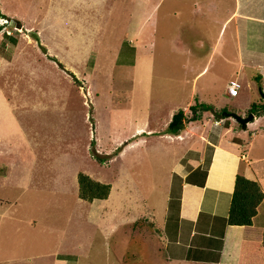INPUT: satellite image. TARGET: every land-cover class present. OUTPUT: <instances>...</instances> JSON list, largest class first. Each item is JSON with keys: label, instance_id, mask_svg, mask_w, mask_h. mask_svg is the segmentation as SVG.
I'll list each match as a JSON object with an SVG mask.
<instances>
[{"label": "rangeland", "instance_id": "rangeland-1", "mask_svg": "<svg viewBox=\"0 0 264 264\" xmlns=\"http://www.w3.org/2000/svg\"><path fill=\"white\" fill-rule=\"evenodd\" d=\"M0 4L23 23L0 35V264H164L147 242L150 211L158 221L170 175L193 154L181 158L183 140L166 130L172 113L196 98L239 111L253 95L244 78L221 96L232 64L219 18L231 0ZM214 112L189 138L195 147L200 129L204 156L217 126L241 128ZM78 171L111 183L109 196L79 198Z\"/></svg>", "mask_w": 264, "mask_h": 264}, {"label": "crops", "instance_id": "crops-1", "mask_svg": "<svg viewBox=\"0 0 264 264\" xmlns=\"http://www.w3.org/2000/svg\"><path fill=\"white\" fill-rule=\"evenodd\" d=\"M4 19L12 22L0 29V35L20 32L9 29L13 23L22 28L20 18L0 4V23ZM219 21V34L227 29L231 31L226 36V40H231V43L228 42L230 49L226 52V59L232 64L231 75L221 96L227 94L232 97L228 93L230 79H235L239 84L237 94L243 85L245 87L243 79H249V89L253 95L243 110H234L244 115L252 102L264 101V95L256 97L254 94L255 86L261 87L264 92V0H231L230 8L225 10ZM26 28L31 29L32 26ZM35 35L40 39L39 44L44 46L45 52L49 53L47 45L41 44L38 30ZM28 38L33 40L37 48L36 40ZM1 45L3 48L11 47L3 40ZM17 46L15 44L12 48L15 53ZM205 68L204 66L200 72ZM253 78L257 83H254ZM253 115L254 118L245 127L234 131L217 126L214 130L217 135L210 136L208 141L210 149L207 156H204L207 143L205 136L204 139L201 138L200 129L195 134L199 142L195 147L188 145L193 140L189 138H193L191 132H195L192 130L194 123L200 119L186 122L178 133H173L184 142L181 158L187 157L188 152L193 154L184 158L186 162L173 171L172 178L170 175L169 197L162 206L160 222L153 210L155 207L150 211L154 216L153 220L148 221V227H153L155 232L147 242L152 249H156L155 256L161 258L164 264H264V113ZM235 122L238 124L237 120ZM255 146L260 147L261 154L252 152ZM196 168L206 169L203 183H200L199 173L193 174ZM237 173L256 179L263 190V199L249 224H232L226 221ZM96 199L105 198L87 201L92 203ZM138 218L140 217L134 221L133 230L139 225ZM168 231L172 234H166Z\"/></svg>", "mask_w": 264, "mask_h": 264}, {"label": "trees", "instance_id": "trees-1", "mask_svg": "<svg viewBox=\"0 0 264 264\" xmlns=\"http://www.w3.org/2000/svg\"><path fill=\"white\" fill-rule=\"evenodd\" d=\"M7 18L6 15H2ZM6 22L0 23V28L4 26ZM38 39L37 36H35ZM55 59L59 66L63 67L61 61H59L54 55L50 56ZM69 71V70H68ZM73 78L77 81L76 76L70 71ZM189 113H185L182 108L173 112L170 120L167 123L166 130L171 133H178L185 125L186 122L191 120H198L202 117L203 112L208 109H214L216 112L227 110L226 107H217L211 102L198 100L197 98L193 103L189 104ZM229 109V108H228ZM253 112V114L264 113V101L252 102L247 109V112ZM241 128L246 126V123H239ZM199 173L200 183H203V179L206 174V169L196 168L193 174ZM177 176V175H176ZM78 196L80 198L91 201L93 198H106L111 190V183L100 181L99 179L91 177L88 173L78 171ZM263 199V190L260 183L253 178H249L242 173H237L234 178V187L231 194V199L228 207V213L226 221L232 224H249L252 217L257 211V206Z\"/></svg>", "mask_w": 264, "mask_h": 264}, {"label": "water", "instance_id": "water-1", "mask_svg": "<svg viewBox=\"0 0 264 264\" xmlns=\"http://www.w3.org/2000/svg\"><path fill=\"white\" fill-rule=\"evenodd\" d=\"M260 93L261 95H264V92L262 90L261 87H259ZM216 113L218 116H231L233 117L235 120H237L239 123H245L247 121H250L251 117L253 116V112H248L247 115H241L238 112L234 111V110H222L220 113L214 112Z\"/></svg>", "mask_w": 264, "mask_h": 264}, {"label": "built area", "instance_id": "built-area-1", "mask_svg": "<svg viewBox=\"0 0 264 264\" xmlns=\"http://www.w3.org/2000/svg\"><path fill=\"white\" fill-rule=\"evenodd\" d=\"M4 21L8 22L7 19H4ZM238 87H239L238 82L235 79H230L229 82H228V93L231 94V95H236L237 91H238Z\"/></svg>", "mask_w": 264, "mask_h": 264}]
</instances>
